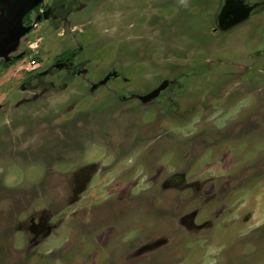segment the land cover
Segmentation results:
<instances>
[{
    "label": "rangeland",
    "instance_id": "rangeland-1",
    "mask_svg": "<svg viewBox=\"0 0 264 264\" xmlns=\"http://www.w3.org/2000/svg\"><path fill=\"white\" fill-rule=\"evenodd\" d=\"M8 1L0 264H264V0Z\"/></svg>",
    "mask_w": 264,
    "mask_h": 264
},
{
    "label": "flooded vegetation",
    "instance_id": "flooded-vegetation-1",
    "mask_svg": "<svg viewBox=\"0 0 264 264\" xmlns=\"http://www.w3.org/2000/svg\"><path fill=\"white\" fill-rule=\"evenodd\" d=\"M12 1V0H11ZM34 1H37V0H34ZM97 1H99V0H93L92 1V3H94V2H96V4L98 3ZM231 1H234V0H231ZM8 2H10V1H8V0H1L0 1V19L3 17V16H1L2 14H3V12L5 11V9H6V6L9 4ZM235 2H238L237 0H235ZM54 3H56V1L54 2ZM100 3V2H99ZM90 4V3H89ZM232 4V3H231ZM31 5H33V3L31 4ZM31 5L30 6H28V7H31ZM56 5V4H55ZM41 6L46 10V12H48L49 10H50V4H48L47 3V1H44V0H41V3H39L38 5L36 4L35 6H32L29 10H27L26 9V11L24 12V14H23V16H22V22H27V21H29V18L32 16V15H35V14H38V12H40L41 14H43V9L41 8ZM60 6H63V5H60ZM232 7H231V10H232V13L230 14V17H229V19H232L233 18V16L235 15V13H237L238 14V11H237V9L233 6V4L231 5ZM84 7H83V5H80L79 6V8H78V10H80V11H84L85 12V10L83 9ZM94 10V8L93 7H91V9H89L88 11H86L85 13H91L92 11ZM235 12V13H234ZM46 15H41L40 16V19H39V22L41 23L42 21H43V18L45 17ZM48 16H50V14H48ZM44 19H46V17L44 18ZM228 19V20H229ZM13 23V22H12ZM0 24H1V22H0ZM11 25H13V24H11ZM18 31H19V29H18ZM20 32V31H19ZM31 32V31H30ZM30 32H28L27 34H29ZM19 34V33H18ZM2 36V34L0 33V37ZM11 46H13V45H11ZM11 46H8V47H6V48H9V47H11ZM4 49V48H3ZM72 54H74V52H72ZM71 51H66L65 53H63V54H61L59 57H56V60H57V62H60L62 59H69V58H71Z\"/></svg>",
    "mask_w": 264,
    "mask_h": 264
},
{
    "label": "water",
    "instance_id": "water-1",
    "mask_svg": "<svg viewBox=\"0 0 264 264\" xmlns=\"http://www.w3.org/2000/svg\"><path fill=\"white\" fill-rule=\"evenodd\" d=\"M24 1H26V0H24ZM21 2H23V1H21ZM36 3L34 4V5H31V7L32 6H35L36 4L38 5L39 4V2H41V0H37V1H35ZM231 3H232V1L231 0H229V8H230V5H231ZM241 5H243V4H241ZM245 8H242L241 10H239V9H237V11H238V14L237 13H235V15L233 16V18L232 19H229V17H230V14L232 13V10H231V8H230V11H229V9H228V0L226 1V4L222 7V9H221V12H220V18L222 19V21L223 22H227V25H229V26H231V25H233L234 23H236L237 22V20H239V19H244L247 15H248V13H249V11H250V8H248L247 6H245V5H243ZM31 7H27L26 9L27 10H29ZM26 9L25 8H18L17 10H19V12L20 13H24L25 11H26ZM13 11H11L10 13H12ZM231 12V13H230ZM4 17V16H3ZM5 19H7L9 22H11V24H12V21L11 20H17V19H19L18 18V16H15V15H12V14H10V15H8L7 17L5 16ZM229 19V20H228ZM1 26H2V24L0 25V32H1ZM12 26H15L14 24L12 25ZM16 28H18V26H15ZM28 30L29 29H27L26 30V32H28ZM19 37H20V35H19Z\"/></svg>",
    "mask_w": 264,
    "mask_h": 264
},
{
    "label": "trees",
    "instance_id": "trees-1",
    "mask_svg": "<svg viewBox=\"0 0 264 264\" xmlns=\"http://www.w3.org/2000/svg\"><path fill=\"white\" fill-rule=\"evenodd\" d=\"M14 63H15V61H9V62H6V63L3 62V63H0V64H1L2 68L4 70H6V69L10 68L11 66H13Z\"/></svg>",
    "mask_w": 264,
    "mask_h": 264
},
{
    "label": "built area",
    "instance_id": "built-area-1",
    "mask_svg": "<svg viewBox=\"0 0 264 264\" xmlns=\"http://www.w3.org/2000/svg\"><path fill=\"white\" fill-rule=\"evenodd\" d=\"M30 66H32L31 68H37V64L34 61H30ZM25 70H28L27 68Z\"/></svg>",
    "mask_w": 264,
    "mask_h": 264
}]
</instances>
